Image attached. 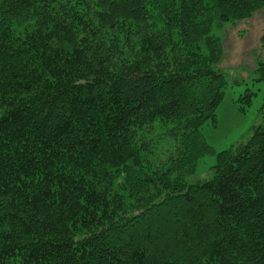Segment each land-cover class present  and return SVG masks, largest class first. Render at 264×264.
I'll list each match as a JSON object with an SVG mask.
<instances>
[{
	"label": "trees",
	"instance_id": "16d2710c",
	"mask_svg": "<svg viewBox=\"0 0 264 264\" xmlns=\"http://www.w3.org/2000/svg\"><path fill=\"white\" fill-rule=\"evenodd\" d=\"M263 8L0 0V264H264V100L191 182L231 83L222 32Z\"/></svg>",
	"mask_w": 264,
	"mask_h": 264
},
{
	"label": "rangeland",
	"instance_id": "374dc122",
	"mask_svg": "<svg viewBox=\"0 0 264 264\" xmlns=\"http://www.w3.org/2000/svg\"><path fill=\"white\" fill-rule=\"evenodd\" d=\"M223 34L224 31L222 36ZM259 53L262 52L259 50L253 55L258 57V65L263 62ZM245 69L226 70L231 83L227 86L224 99L217 109V122L214 125L209 121L201 128L202 135L212 152L199 161L197 175L191 179L193 183L209 180L213 168L217 165L218 154L232 149L239 143L249 141L255 127L262 124L260 112L264 100V80L258 81L257 68L250 70L245 67ZM248 92L253 94L250 106H247L245 99H242Z\"/></svg>",
	"mask_w": 264,
	"mask_h": 264
},
{
	"label": "crops",
	"instance_id": "0c3cea01",
	"mask_svg": "<svg viewBox=\"0 0 264 264\" xmlns=\"http://www.w3.org/2000/svg\"><path fill=\"white\" fill-rule=\"evenodd\" d=\"M263 37L264 8L237 26H227L223 34L224 54L221 69L225 72L230 68L237 71L246 70L245 67L255 70L259 62L258 57H253L255 52L260 50L262 53H259V57L264 61Z\"/></svg>",
	"mask_w": 264,
	"mask_h": 264
}]
</instances>
